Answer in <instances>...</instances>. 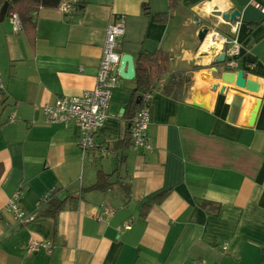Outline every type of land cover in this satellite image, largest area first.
<instances>
[{
    "label": "crops",
    "instance_id": "obj_1",
    "mask_svg": "<svg viewBox=\"0 0 264 264\" xmlns=\"http://www.w3.org/2000/svg\"><path fill=\"white\" fill-rule=\"evenodd\" d=\"M235 9L237 20L224 19ZM161 12H169L167 21L153 19ZM122 14V56L132 54L136 62L141 51L170 54L169 71L154 87L148 129L154 150L116 146L129 138L126 107L136 87L134 78L120 77L96 134L108 152L83 153L78 124L47 123L42 106L95 85L106 28ZM31 16L37 27L18 33L9 15L0 20V264H260L264 0H175L173 8L170 0H85L72 14L40 8ZM202 27L239 39L236 70L258 81V92L224 81L222 74L235 70L216 60L222 52L200 46ZM178 71L184 73L181 99L164 91ZM99 170L113 174V183H129L132 193L118 184L86 190ZM16 191L21 205L38 214L35 221L18 225L4 210ZM164 191L143 217L144 203ZM47 194L72 198L51 217L43 212L47 203L38 206ZM105 207L111 212L99 220ZM31 240L50 243L51 251H29Z\"/></svg>",
    "mask_w": 264,
    "mask_h": 264
},
{
    "label": "built area",
    "instance_id": "obj_2",
    "mask_svg": "<svg viewBox=\"0 0 264 264\" xmlns=\"http://www.w3.org/2000/svg\"><path fill=\"white\" fill-rule=\"evenodd\" d=\"M78 0H61L57 6L63 14H72L78 7ZM14 32L18 33L23 28L22 19L17 12L10 15ZM200 20H195L199 23ZM240 21H236L237 27ZM126 18L118 15L106 28V39L103 46L102 56L100 58L98 73L95 85L92 88L85 89L79 95H60L51 104L42 106L43 119L47 123H63L65 125L75 122L81 130L78 144L83 153L89 150H99L107 153L108 148L96 141L97 132L104 126L112 100L113 90L120 78L118 69L122 53L120 44L125 34ZM203 28V27H202ZM207 28V27H206ZM207 34L200 46L206 47V51L224 53L223 60L229 69H238L241 55V43L237 37H230L223 34L216 28H207ZM206 42V44H205ZM252 69L254 63L247 64ZM1 81V80H0ZM154 89L145 90L139 98V107L130 120V134L132 145L136 148L148 151L154 150V145L148 135L149 125L152 119ZM49 195L42 197L38 202L39 208L46 204ZM5 211L9 212L18 225H25L35 221L38 217L36 212L27 211L20 203V191H16L8 200ZM111 208L105 207L104 214L97 215L99 220H105ZM131 223L126 222L125 228H130ZM44 248L51 251V245L45 241L31 240L28 244L29 251ZM226 248V245H224ZM152 264H163L161 262Z\"/></svg>",
    "mask_w": 264,
    "mask_h": 264
},
{
    "label": "trees",
    "instance_id": "obj_3",
    "mask_svg": "<svg viewBox=\"0 0 264 264\" xmlns=\"http://www.w3.org/2000/svg\"><path fill=\"white\" fill-rule=\"evenodd\" d=\"M61 0H0V11L5 2H8V9L6 16L10 15L12 12H17L22 19L23 27H32L35 29L37 27V22L32 20V13L38 11L40 8H57ZM78 7L84 5L85 0H78ZM175 5V0H170V8H173ZM77 7V8H78ZM169 17V12H161L153 14V19L157 22H165ZM170 65V54L165 50H156L153 52L141 51L138 55V59L135 62L136 66V75L135 82L136 87L132 94L131 100L127 104L126 114L129 115V121L133 117L139 103L137 100L140 98V95L145 90L154 89L158 80L169 71ZM184 89V73L181 71L174 72L164 87V91L167 95L172 96L175 99H181L182 92ZM5 103V102H4ZM4 103H2L4 105ZM132 144L131 134L129 133V138H124L116 143V146L123 144L127 147L128 143ZM123 161V155L122 160ZM113 174L106 173L103 170L97 172V181L94 185L87 188L86 190H98L106 191L114 184H118L119 187L123 189L126 194L132 193V186L124 181L117 180L112 182ZM167 192H161L158 194L154 200L145 202L143 206L142 216H146L153 202H159L166 196ZM72 196H68L64 199L58 198L55 195L50 196L47 202V207L43 210L45 215L56 217L61 210H64L67 206L68 200ZM264 255V247L262 248ZM260 264H264L263 260Z\"/></svg>",
    "mask_w": 264,
    "mask_h": 264
},
{
    "label": "water",
    "instance_id": "obj_4",
    "mask_svg": "<svg viewBox=\"0 0 264 264\" xmlns=\"http://www.w3.org/2000/svg\"><path fill=\"white\" fill-rule=\"evenodd\" d=\"M8 2H5V4L2 6L1 11H0V20L4 19L7 13L8 9ZM81 6V5H80ZM240 12L239 10L235 9L231 12H226L223 17L226 20H229L231 22H234L237 20L239 17ZM208 29L207 28H202L198 31V39L200 42H203L206 34H207ZM225 59V54L223 53L220 57H218L216 60L217 61H223ZM120 77L124 79H133L135 78L136 75V66H135V61L132 56V54L126 53L121 57V62H120V67L118 69ZM223 79L226 82H233L235 81L236 85L241 86V87H246L250 89L253 92H258L260 88V84L258 81L247 78L244 74V71L237 70V71H226L223 74ZM225 88H221V91H223ZM139 102V99L137 100ZM260 106V100H256L255 104L252 107L251 110V116H250V123H253L254 118L256 117V113L259 109Z\"/></svg>",
    "mask_w": 264,
    "mask_h": 264
},
{
    "label": "bare ground",
    "instance_id": "obj_5",
    "mask_svg": "<svg viewBox=\"0 0 264 264\" xmlns=\"http://www.w3.org/2000/svg\"><path fill=\"white\" fill-rule=\"evenodd\" d=\"M206 43V42H205Z\"/></svg>",
    "mask_w": 264,
    "mask_h": 264
},
{
    "label": "flooded vegetation",
    "instance_id": "obj_6",
    "mask_svg": "<svg viewBox=\"0 0 264 264\" xmlns=\"http://www.w3.org/2000/svg\"><path fill=\"white\" fill-rule=\"evenodd\" d=\"M139 103V102H138Z\"/></svg>",
    "mask_w": 264,
    "mask_h": 264
}]
</instances>
